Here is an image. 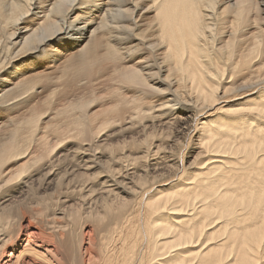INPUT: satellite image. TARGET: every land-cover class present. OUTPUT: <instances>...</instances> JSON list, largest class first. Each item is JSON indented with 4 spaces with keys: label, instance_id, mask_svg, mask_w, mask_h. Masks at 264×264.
<instances>
[{
    "label": "bare ground",
    "instance_id": "obj_1",
    "mask_svg": "<svg viewBox=\"0 0 264 264\" xmlns=\"http://www.w3.org/2000/svg\"><path fill=\"white\" fill-rule=\"evenodd\" d=\"M26 177L0 264H264V0H0V201Z\"/></svg>",
    "mask_w": 264,
    "mask_h": 264
},
{
    "label": "rangeland",
    "instance_id": "obj_2",
    "mask_svg": "<svg viewBox=\"0 0 264 264\" xmlns=\"http://www.w3.org/2000/svg\"><path fill=\"white\" fill-rule=\"evenodd\" d=\"M188 113H185V115H187ZM152 130L151 129H148V130H146V132L145 133H143V134H138V135H136V138L137 137H143V135L144 134H146V133H149V132H151ZM104 137H106V140L105 141H102V142H100L102 145H101V149L102 150H104V152H105V154L107 155L106 157H104L102 160H107V161H110V159H112V156H114L115 155V152H113L112 151V148L110 147V144L112 143L113 145H115V144H118V142L120 141V140H122V138L120 137H118L117 135H116V132L115 131H109L108 133H107V136H102L101 138H100V141L101 140H104ZM181 139H182V137H181ZM127 141H130L131 140V138L130 137H128L127 139H126ZM153 141H155L156 143H162V144H164L165 146L166 145H168V143L169 142H167V141H164L163 139H161L160 137H157V138H154L153 139ZM194 143H195V139L193 140V143H190L189 144V146L187 147V150L185 151L186 153H184L183 154V156L181 157L182 159V161H183V165H185V166H188L189 164H190V162L197 156V151L194 149ZM175 151H177L176 149H175ZM161 153H160V156L162 157L163 155H164V153H165V151H160ZM64 154H65V152H64ZM107 157H110V158H107ZM161 162H162V160H160ZM152 163V162H151ZM153 163H154V160H153ZM158 163H160V162H158ZM178 163H172V166L171 167H173L174 168V166H176ZM105 166L106 167H110V165L108 164V163H105ZM111 167H113V166H111ZM99 170H101V168L99 169ZM171 172H172V170H169L168 169V167L166 166V164H159V168H158V170L156 171V170H154V171H152L151 172V174L153 173V174H155V175H157V174H159V173H165L164 174V176H167V175H170L171 174ZM38 177V176H37ZM37 177H33L32 179H28L29 177H26V178H24V184H22V186H23V188L21 189V193L20 192H18V191H13L12 190V192H10V193H12V195L11 196H8V197H6V198H4V199H2L1 201H0V209L1 208H9V207H17L18 205H19V201L20 200H17V199H20V198H22L21 196H22V194H25L24 196L26 197V198H30V196L28 195V193H26L27 191H28V189H30V187L33 185V188L34 189H36V178ZM161 178H163V177H161ZM66 181V179L65 178H63V186H64V182ZM55 182H56V180L55 179H53V178H48V180H47V183H48V187H47V189H46V191H45V193H49V194H52L53 192H54V189H55ZM38 183V182H37ZM65 195H66V197H67V201H64V202H62V206H64V205H70V204H72V205H75V204H77V202H78V196H69V195H67V194H65V193H63V195L61 196V200L63 201L64 199H65ZM123 195H125V194H123ZM26 201H30L29 199H27ZM83 222H87V220H85V221H83V220H81V223H83ZM91 224H93L92 222H90ZM86 230V229H85ZM87 231V230H86Z\"/></svg>",
    "mask_w": 264,
    "mask_h": 264
}]
</instances>
